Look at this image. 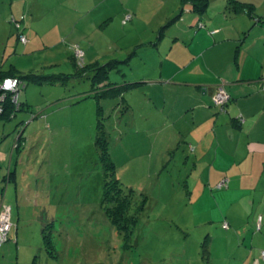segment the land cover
Listing matches in <instances>:
<instances>
[{
  "label": "rangeland",
  "instance_id": "374dc122",
  "mask_svg": "<svg viewBox=\"0 0 264 264\" xmlns=\"http://www.w3.org/2000/svg\"><path fill=\"white\" fill-rule=\"evenodd\" d=\"M174 6L176 13L153 33L135 30L137 8L147 18L151 11L150 18L155 19L156 11L160 14ZM181 7L180 0H0L3 69L13 64L22 73L60 76L49 82L28 81L17 92L8 93L13 110L0 120V144L14 148L22 135L13 163L20 172L18 200L11 203L14 220L20 212L24 223L20 220L17 245L13 238L1 247L3 264H207L205 247L211 250L214 264H264L260 255L264 250V202L258 198L262 193L253 190L254 203L247 205L250 194L228 196L227 187L207 185V175L202 173L208 172L209 164L229 163L213 147L199 151L202 156L195 159L188 144L180 143L162 154L160 143L146 156L147 138L132 135L138 121L135 89L127 92L125 103L132 104L127 112L113 109L110 99L100 102L104 109L99 126L97 101L87 96L94 86L92 73L77 74L72 62L70 45H78L74 47L84 51L88 64L127 58L119 67L126 76L134 77L135 57H128L132 46L157 38L162 26L164 35L176 31L186 18L183 14L175 19ZM258 11L264 13V5ZM23 13L28 14L23 29V36L29 39L26 44L18 40L8 22L12 15ZM128 14L132 18L122 25ZM115 72L110 73L109 81L121 80L113 78ZM220 87L224 88L222 82L208 95V101L222 117L223 112L213 104ZM106 88L100 87L98 94ZM0 98L2 112L6 97L1 94ZM259 114L245 118L249 119L245 126ZM139 138L142 142L136 144ZM106 139L116 177L125 190L132 189L125 209L121 201L102 202L104 171L99 147ZM135 151L140 152L139 160H135ZM154 160L158 161L156 169L148 168ZM261 173L264 184V171ZM228 197L235 198L232 207L227 206ZM224 214L231 215L228 229L222 226ZM258 215L261 230L254 233ZM116 218L125 229L113 221ZM50 221L46 238L55 246L56 257L47 254L42 237V228Z\"/></svg>",
  "mask_w": 264,
  "mask_h": 264
},
{
  "label": "crops",
  "instance_id": "0c3cea01",
  "mask_svg": "<svg viewBox=\"0 0 264 264\" xmlns=\"http://www.w3.org/2000/svg\"><path fill=\"white\" fill-rule=\"evenodd\" d=\"M237 1L250 5L253 16L245 9L240 12L231 10L227 0H210L202 15L194 13L188 1L182 4L175 19L183 17V14L186 18L176 31L170 30L164 35L162 26L156 32L157 38L132 46L130 53L135 57V76H126L121 68L123 74L116 71L113 78L137 82L129 90L135 89V117L138 120L132 135L147 138L146 156H150L148 152L160 143L162 154L180 143L188 144L192 146L190 149L195 159L202 156L199 151H211L213 147L223 159L228 158L229 163L224 165L225 162L220 160L222 166H215L211 162L208 172L202 173L207 175V185L215 184L219 188L218 182L228 178V196L250 194L246 200L248 205L254 203L253 197L251 200L253 190L262 193L258 198L259 202H264V184L260 177L261 170L264 171V13L258 11L264 0ZM176 11L177 6L160 14L156 11L157 17L151 19V11L147 18L146 13L137 8L135 30L153 33ZM95 63L97 61L90 62L92 65ZM5 66L0 63V69ZM221 82L229 94L222 117L208 101V95ZM124 96L126 99L127 92ZM115 101L112 100L110 105ZM129 107L131 109L132 104ZM257 112H260L258 118L251 120L246 127L245 120L249 119L245 118ZM239 116L242 117L241 122L235 120ZM140 142L139 138L136 144ZM3 144H0V207L5 203L10 206L14 231L18 235L16 223H21L20 220L24 223V219L17 212L14 220L11 201L18 200L20 172L15 167L17 164L13 165L16 149H10L9 143ZM139 154L135 151V160H139ZM157 162L154 160L147 167L156 169ZM13 169L15 176L9 173ZM252 196L254 199L257 197ZM234 203L235 198L228 197L227 206L232 207ZM223 217L229 226L231 215L224 214ZM17 243L14 242L15 245ZM208 250L207 264H214L209 247ZM5 251L11 252L8 248ZM3 259L0 256V264H3Z\"/></svg>",
  "mask_w": 264,
  "mask_h": 264
},
{
  "label": "trees",
  "instance_id": "16d2710c",
  "mask_svg": "<svg viewBox=\"0 0 264 264\" xmlns=\"http://www.w3.org/2000/svg\"><path fill=\"white\" fill-rule=\"evenodd\" d=\"M180 1L182 4L187 3V1H188L191 4V10L198 15H202L205 12L207 6L209 5L210 0H180ZM227 6L235 12H240V11L245 9L249 15L253 16L252 7L246 3H241V2H238L237 0H227ZM27 16H28L27 13L26 14L23 13L19 17H15L14 15H12L8 19V22H10L11 26L13 25V27L16 31V36L18 37V40H19V35H23V33H25V32H23V29L25 28L24 21L26 20ZM131 18H132L131 14L126 15L124 17V19L122 20V25L126 24V22L128 20H130ZM200 24H202V23L199 22L198 25L200 26ZM162 28H164V27H162ZM28 41H29V39L26 38V42L23 44L28 43ZM70 46L73 50V53L71 55L72 62L74 64V66L76 68H78L76 73L79 75L85 74V72H88V71H90L92 73V85H94V86L92 87V89H90V92L87 94V96H93L97 101V109H96L97 124L99 126H101V124H102L101 119L103 118L102 115H103V109H104V106L100 103V100H102V99H104V100L110 99L111 101L116 100L114 102V104L111 105L112 108L116 109L117 111H120V109H121L122 110L121 113L127 112L128 108H130V107H129L128 103H125L126 99H125L124 94L126 92H128L130 89H132L133 87H135L137 82L127 81V80L109 81L110 73L112 71H117L121 75L123 74L121 68L119 67V64L121 62L125 61L127 58L124 60H121V61L117 60V59H112V60L104 63L103 65H101L99 63L98 64L95 63L92 65L90 63L89 64L85 63V61H84L85 60L84 59L85 53L83 50H82L83 56H82L81 60H78L74 56L75 47H79L78 45H70ZM131 54L132 53H129L128 57ZM60 74H62V73H60ZM62 75H65V74H62ZM70 75L71 74H67L66 78L70 77ZM9 77L18 78L21 81V84H23V83H28V81H35V82H41L42 80L52 81V78L54 79V78L58 77V75H54V74H47V75L46 74H40L39 75V74L34 73L32 71L22 73V72H19L17 70V68L12 64V65H9V67L7 69H4V70L0 69V81H2L5 78H9ZM103 85L105 87L107 86V88H106L107 90H105L103 92L99 90L101 94H98V89L100 87L103 88ZM8 93L9 92H6V94H5L6 99H4V103H2V106L4 109L2 112H0V120H4L7 113L9 111L13 110L12 109L13 106L11 104L10 98L8 97L9 96ZM92 93H94V94H92ZM228 101H229V99L227 100V102L223 106H219L216 104V106L219 107L220 112H223V113L226 112V107H227ZM21 103H23V102H21ZM213 104L215 105L214 102H213ZM240 119L242 120L241 116L238 118H235V120L237 122H240ZM102 131H103L104 135H106L105 131L104 130H102ZM21 136L17 137V139H16V145L14 146V149H16V152H18V150H19L20 141L22 140ZM105 138H106V136H105ZM99 149H100L99 159H100V162L103 166V171H104V181H103L104 195H103V201L102 202L104 203V201H106V202L111 201V203H115V202L117 203V202L121 201V202H124V209H125L127 202L130 201V197L132 195L131 194L132 189H130L128 191L125 190L121 180L116 177V164L113 160V156L111 154V150H110L109 143H108L107 139L104 141L103 144L101 143ZM9 173L11 175L13 174L15 176V170L14 169H13V171H10ZM226 179L227 178H224L223 180H226ZM220 182H222V180ZM220 182H218V184H217L219 188L224 187V186L227 187L228 180L226 181V183L222 184L221 186L219 185ZM14 183H16V179L14 180ZM113 188H116V190H113ZM115 193H117V194H115ZM144 202H145V199H144ZM106 209H107V211L111 210V208H108V206L106 207ZM11 218H12V216L10 214L11 227L7 232L6 240L0 246V249L6 242L12 241V234L15 236L14 242L15 241L18 242V235H17L16 231H14L15 226L12 223ZM261 219H262L261 215H258L256 218V221L254 223L255 224L254 233L261 230V227H260V220ZM113 221H115L117 224H119L121 229H125L123 222H119L117 218L114 219ZM136 221H137V219L135 220V223H136ZM16 224L18 225V229H19V223H16ZM225 224H226V227H224ZM51 226H52V221L44 224V226L42 228V237H43V241L45 242V245H46L47 254L51 257H56L57 254H56L55 246L50 245V241H49L50 238H46V233H48L49 231H46L45 229H47ZM222 226L225 229H228L229 226H228L226 220H222ZM14 236H13V238H14ZM204 253H206L207 255L209 254L208 247H205ZM204 253H203V255H204ZM262 253H264V250H262L260 252L261 257L264 258V255H262ZM204 257H208V256H204ZM208 261H209V258H208ZM32 264H34V263H32Z\"/></svg>",
  "mask_w": 264,
  "mask_h": 264
},
{
  "label": "built area",
  "instance_id": "2783aa9c",
  "mask_svg": "<svg viewBox=\"0 0 264 264\" xmlns=\"http://www.w3.org/2000/svg\"><path fill=\"white\" fill-rule=\"evenodd\" d=\"M200 26H202V24H200ZM19 38L22 43L26 42L25 36L22 35ZM74 51H75L74 56L78 60H81L83 56L82 50L80 51L78 48H75ZM21 85H22L21 81L18 78L9 77V78L3 79L2 81H0V97H1V94H3V96L5 97L6 92H17L19 88H21ZM1 99L2 98H0V101ZM228 99H229V95L226 92L225 88L223 87H220L218 91L215 93V96L213 97L214 103L219 106H223L227 102ZM226 181L227 180H222V182H220L219 185L221 186L222 184L226 183ZM10 214H11L10 206L6 204L4 205L2 204L0 207V228H1L0 229V246L6 240L7 232L11 227ZM224 227H226V224L224 225ZM262 255H264V253H262Z\"/></svg>",
  "mask_w": 264,
  "mask_h": 264
}]
</instances>
